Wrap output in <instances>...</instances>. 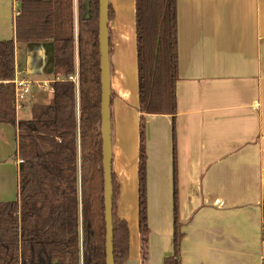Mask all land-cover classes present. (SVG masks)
<instances>
[{"label": "crops", "instance_id": "obj_1", "mask_svg": "<svg viewBox=\"0 0 264 264\" xmlns=\"http://www.w3.org/2000/svg\"><path fill=\"white\" fill-rule=\"evenodd\" d=\"M135 4L109 0L114 10L110 61L115 63L111 112L115 121L129 119L131 129L129 139L122 141L119 134L115 143L112 139L118 213L130 231L126 264H142ZM20 8V0H0V41L14 40L16 47L13 83L17 78L34 82L22 108L31 115L18 110L17 121L32 119L36 104H49L53 82L61 78L55 74L51 40H17ZM77 8L74 0L76 25ZM177 8V113L146 117L151 233L145 264H163L174 252V150L184 231L181 263L264 264V0H177ZM75 62L72 75L78 79L77 53ZM35 81L49 82L51 88ZM18 138L16 125L0 123V204L19 198Z\"/></svg>", "mask_w": 264, "mask_h": 264}, {"label": "trees", "instance_id": "obj_2", "mask_svg": "<svg viewBox=\"0 0 264 264\" xmlns=\"http://www.w3.org/2000/svg\"><path fill=\"white\" fill-rule=\"evenodd\" d=\"M20 2L21 13L15 26L17 40H51L55 46V74L61 78L53 82L49 104H36L32 119L17 121L15 42L0 41V123L18 127V157L23 159L18 201L0 204V264H106L99 0H77V25L74 0ZM135 9L141 112L138 213L141 259L145 264L151 233L147 213L146 117L177 113L178 8L177 0H136ZM109 10L112 20L111 5ZM112 47L110 28V55ZM76 53L78 85L68 79L76 71ZM111 95L113 100V91ZM173 162L174 252L164 258L163 264H182L184 231L178 212L175 150ZM112 180L114 262L126 264L130 231L128 221L118 213L120 182L114 168Z\"/></svg>", "mask_w": 264, "mask_h": 264}, {"label": "water", "instance_id": "obj_3", "mask_svg": "<svg viewBox=\"0 0 264 264\" xmlns=\"http://www.w3.org/2000/svg\"><path fill=\"white\" fill-rule=\"evenodd\" d=\"M90 4H87V8ZM99 44H100V78H101V129L104 163V197H105V220H106V264H115L113 248V206H114V183L112 180L113 171V146H112V78L110 61V10L109 0H99ZM89 17V15H87Z\"/></svg>", "mask_w": 264, "mask_h": 264}, {"label": "built area", "instance_id": "obj_4", "mask_svg": "<svg viewBox=\"0 0 264 264\" xmlns=\"http://www.w3.org/2000/svg\"><path fill=\"white\" fill-rule=\"evenodd\" d=\"M68 79L74 80V81H78L77 77H75L74 75H69ZM38 83H41L43 87H49L51 88V84L49 82L46 81H35ZM14 98H15V109L16 111L22 109L28 100V95L30 94V92L32 91V88L34 87V82L32 80H27L24 78H17L16 80H14ZM21 162H23V159L20 158L18 160V163L20 164Z\"/></svg>", "mask_w": 264, "mask_h": 264}, {"label": "rangeland", "instance_id": "obj_5", "mask_svg": "<svg viewBox=\"0 0 264 264\" xmlns=\"http://www.w3.org/2000/svg\"><path fill=\"white\" fill-rule=\"evenodd\" d=\"M30 46H33V44H31ZM111 61H112V59H111ZM114 65H115V63H113V61H112L113 68L115 67ZM28 108H30V106H28ZM113 108H114V102L112 104V109ZM25 110L27 112H25ZM20 113L22 115H25L26 114L24 117L31 115L30 112H29V109H24V110L23 109H20ZM128 121H129V119L128 120L125 119V121H124V118H122V117H121L120 120L115 121V117L114 118L112 117V129H113V132L112 133H113V142L114 143H115V139H116V137H117L118 134L120 135L122 141L127 136H128V139H129L130 130L131 129H129L130 128V123ZM145 126H147V123H146Z\"/></svg>", "mask_w": 264, "mask_h": 264}]
</instances>
